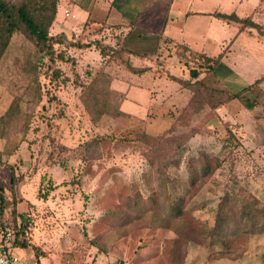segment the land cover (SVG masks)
I'll return each instance as SVG.
<instances>
[{
	"label": "rangeland",
	"instance_id": "374dc122",
	"mask_svg": "<svg viewBox=\"0 0 264 264\" xmlns=\"http://www.w3.org/2000/svg\"><path fill=\"white\" fill-rule=\"evenodd\" d=\"M254 2L226 14L246 18ZM262 28L237 34L217 69L234 91L264 75ZM111 39H66L50 57L18 31L0 59L2 221L19 206L29 241L15 264H264L263 75L232 99L193 57L184 78L197 80L168 81L182 70L168 60L157 73L171 96L151 108L140 91L120 115L109 81L127 76L126 56L95 49Z\"/></svg>",
	"mask_w": 264,
	"mask_h": 264
},
{
	"label": "crops",
	"instance_id": "0c3cea01",
	"mask_svg": "<svg viewBox=\"0 0 264 264\" xmlns=\"http://www.w3.org/2000/svg\"><path fill=\"white\" fill-rule=\"evenodd\" d=\"M245 1L55 0V18L50 34L52 36L63 35L67 40L72 41L73 39L78 40L75 34H82L85 31L84 37L82 36L81 39L94 41L102 27H109L116 32L108 46H111L112 49H122L129 66L136 72H131L125 64L118 62L117 71L126 72L127 76L111 77L109 90L113 99H119V111L131 117L130 113L122 109L126 102L133 100H129V97L136 98L141 95V92H144L148 103L147 107L152 108L160 107L158 103L171 96L165 91L167 88L165 82L162 81V88L159 86L162 76L157 73L158 67L161 72L168 70L167 61L175 59L182 68L180 76L171 72L169 75L185 77L186 67L183 63H179L175 55L176 49L185 47L190 52L210 58L221 56L215 72L222 80L217 69L219 66L226 69V64H223V61L229 58V50L236 40L237 34L240 35L243 31H240L239 28L236 36L228 41L226 39V24L234 22L218 18L217 14H233L234 12L226 14V4L239 7ZM252 5L253 8L249 10L251 12L246 18H250L253 23L259 26H264V0H256V4L254 2ZM67 9L70 11L69 16L65 15ZM237 70L243 72L240 68ZM226 71L229 70L226 69ZM262 75L259 73L252 76V83ZM236 77L239 80V77ZM165 79L174 82L167 75ZM146 80L150 82L148 86L144 84ZM152 113L153 111L148 114V118ZM18 208L19 206L16 207L14 217H10L11 214H8V223L19 224L24 220L25 212L23 209L19 211Z\"/></svg>",
	"mask_w": 264,
	"mask_h": 264
},
{
	"label": "trees",
	"instance_id": "16d2710c",
	"mask_svg": "<svg viewBox=\"0 0 264 264\" xmlns=\"http://www.w3.org/2000/svg\"><path fill=\"white\" fill-rule=\"evenodd\" d=\"M218 18H221L223 20H226L227 22H234L239 24L240 31L245 30L247 27L249 29H260L263 31L262 26H259L251 21L250 18L240 19L235 14L230 15H221L217 14ZM55 18V4L53 3L52 7H48L45 4L38 3L34 0H23L17 4H10L8 2H5L4 0H0V59L2 55L4 54L5 50L8 47L9 40L11 39L12 35L15 34L18 31L24 32L28 38L34 43V45L45 55H49L52 57L54 52V46L63 44L66 40V38L63 35H56L52 36L50 34L51 25ZM85 31L82 32V35H84ZM84 37V36H83ZM90 44V43H89ZM95 49H99L100 53L102 55L108 54V50H114L110 47L101 46L99 44L95 45ZM119 51L124 54V51L122 49H118ZM181 50L184 52L185 55V62L183 63L185 67L188 69L189 64H191L190 58L193 57V60L197 62V65L200 70L204 73H208L210 76H212L213 79L220 82L224 87H226V90L231 93L232 99H239V93L249 88L253 83H258V79L255 80L252 84L247 85L244 88H241L238 91L232 90L230 86H227L222 82V80L219 79L218 75L215 72L216 67L219 64L221 56L218 57H206L204 55H199L193 52H190L185 47H181ZM113 53V51H112ZM187 59V60H186ZM126 65L128 70L131 72H136L134 69H132L129 66V62L126 61V58L123 62H121ZM196 69L190 68V78H180L175 77L167 74V77L176 83H184V82H191L190 80H197L198 78V72L194 71ZM264 75L262 76V78ZM118 103V104H117ZM116 104L117 112L120 115L128 116L121 111H119V102L113 103ZM204 173L207 171V166L202 170ZM157 182H162L161 179H156ZM193 180L191 179L190 185H193ZM11 205L6 199V197L0 193V225L2 227L10 228L11 230L16 231L14 240L12 242V248H18L25 250L29 247V241L26 238V227L25 225H18L14 222V227L11 226L10 223L3 222L2 217L4 214L5 207H11ZM8 208V209H9ZM12 216H14V209H12V212L10 213ZM18 225V226H17ZM6 251V249H5Z\"/></svg>",
	"mask_w": 264,
	"mask_h": 264
},
{
	"label": "built area",
	"instance_id": "2783aa9c",
	"mask_svg": "<svg viewBox=\"0 0 264 264\" xmlns=\"http://www.w3.org/2000/svg\"><path fill=\"white\" fill-rule=\"evenodd\" d=\"M65 15L69 16L70 11L67 9ZM116 35V32L109 27H102L96 34V39L98 41H104ZM82 34H75V37L80 40ZM14 240V231L7 227H2L0 225V264H15L17 259L12 256V242ZM6 249V251H5Z\"/></svg>",
	"mask_w": 264,
	"mask_h": 264
}]
</instances>
